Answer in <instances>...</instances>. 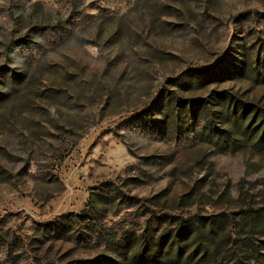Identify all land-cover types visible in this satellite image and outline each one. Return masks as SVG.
<instances>
[{"label":"rangeland","instance_id":"obj_1","mask_svg":"<svg viewBox=\"0 0 264 264\" xmlns=\"http://www.w3.org/2000/svg\"><path fill=\"white\" fill-rule=\"evenodd\" d=\"M258 212L264 0H0V264H264Z\"/></svg>","mask_w":264,"mask_h":264},{"label":"trees","instance_id":"obj_2","mask_svg":"<svg viewBox=\"0 0 264 264\" xmlns=\"http://www.w3.org/2000/svg\"><path fill=\"white\" fill-rule=\"evenodd\" d=\"M249 217H254L255 215L254 214H248ZM258 217H262L264 216L261 212H258L257 214ZM180 232H178L175 237H174V240H173V243H170L169 245V249H168V252L167 254H170L171 251H172V247L173 245L176 243L177 241V236ZM165 239H167V236L166 234H159L158 236H154V234L152 232H149V230H147L145 233L141 234L138 239H137V244H138V248L142 249L144 247V250H147V249H152L154 250V252L156 253H159L160 249L162 247L165 246ZM157 247V248H156ZM178 256L180 255V251L178 250Z\"/></svg>","mask_w":264,"mask_h":264}]
</instances>
